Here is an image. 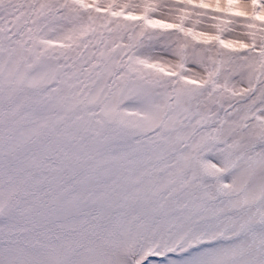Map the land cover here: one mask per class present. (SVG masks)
<instances>
[{
    "label": "snow or ice",
    "instance_id": "6c2138e0",
    "mask_svg": "<svg viewBox=\"0 0 264 264\" xmlns=\"http://www.w3.org/2000/svg\"><path fill=\"white\" fill-rule=\"evenodd\" d=\"M0 264H264V0H0Z\"/></svg>",
    "mask_w": 264,
    "mask_h": 264
},
{
    "label": "rangeland",
    "instance_id": "374dc122",
    "mask_svg": "<svg viewBox=\"0 0 264 264\" xmlns=\"http://www.w3.org/2000/svg\"><path fill=\"white\" fill-rule=\"evenodd\" d=\"M151 259V258H150Z\"/></svg>",
    "mask_w": 264,
    "mask_h": 264
}]
</instances>
